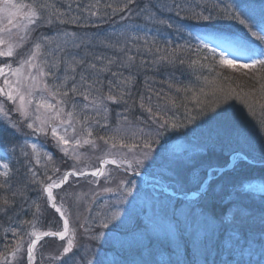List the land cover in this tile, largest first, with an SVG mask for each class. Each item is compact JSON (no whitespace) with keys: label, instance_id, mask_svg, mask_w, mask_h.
<instances>
[{"label":"rangeland","instance_id":"374dc122","mask_svg":"<svg viewBox=\"0 0 264 264\" xmlns=\"http://www.w3.org/2000/svg\"><path fill=\"white\" fill-rule=\"evenodd\" d=\"M0 27L10 28L11 25H8L6 19L0 17ZM126 28H128L127 34H130L133 38L139 37V33L144 30V27L139 24H128L123 27V29ZM50 30L52 29L46 28V30H37L33 33L32 40L30 42H28L24 47L16 50V55L14 57L7 58V61L2 58L1 62L4 64L11 63L13 67H16L19 60L21 58H26V55L30 53L32 43H34L39 36L46 35L45 33L50 32ZM72 32H74L72 35H56L53 39L54 42L60 44H63L65 40H67L69 45L72 43L80 44L79 49L70 48V53L72 55L82 52L89 46L97 45L99 41L104 42V39L99 34L100 32L97 31H93L95 34H90L89 32H92L91 30L85 31L82 28L76 27ZM21 35H23L22 32ZM99 38L102 39L100 40ZM168 53L169 52L167 51L165 54ZM82 56L85 55L81 54V57ZM209 58H211V61H208L207 64L210 65V63L213 62L211 67H197V70L203 74V84H206L205 86L209 88L208 97H204L202 99V103L194 99V97L189 96L191 91L178 92L176 89L172 92H168V90L165 91V95H169L171 93V100L175 101V106L171 103L159 102V99L155 97V101H146L145 99V104L147 106H151L154 112H159V115L156 117L150 116L147 111L145 112L146 115L149 114L147 117H144L143 121L141 120V122L146 126H142L144 133L146 134H144L145 138L148 134H151L153 140L157 139L156 132L159 129V123L161 122L159 116H164L170 121L173 117H175V122L180 124L178 129H159L161 132V135L158 137L159 143L155 144L150 158L145 160L142 165H137L138 169H141L150 163L148 168L149 175L147 177H155L158 178L157 180L162 182L165 181L169 184L176 176L183 186L186 184V187L190 189L196 187L198 185V179H200L199 169L197 170L193 168L191 164L198 162L203 157L202 154L206 149H209L211 153L215 154V150L217 152L219 147L221 148L222 146H225H221L217 143L216 140L218 137L214 127L212 126V120H218L219 122L224 123L225 119L229 116H243L244 114L253 116L259 111H264V69L260 67L244 68L239 65L228 66L220 63V59L218 60L212 57ZM203 68H209L211 70H206L208 75L202 72ZM61 72H64L63 68L61 69ZM9 79L14 78L9 77ZM52 83L53 81L50 80L49 84ZM2 86L3 78L0 77V87ZM195 87L198 88L199 86ZM76 100L82 106L83 100L81 101L79 98ZM0 102H3L4 108L8 112L7 118L0 113V130L3 131V135H0V143L2 144L4 154L7 157L9 156V151H11V153L16 155L20 161L18 162V160H16V162L14 161L15 163H10L9 161L3 162L9 164L8 176L10 177H13V168L16 169V166L21 163L22 159L20 158L24 157V163L27 164L26 167H28V171L31 172L29 175L33 173L30 179L34 177V183L37 184L38 182L41 187L43 186V181L37 177L38 173H35L34 171L38 167L45 170L47 166H53L52 163L55 162L54 158H57V156H51L49 153V150L52 148L50 144L48 147H44L45 144L43 143V140L52 142L54 145L53 148L55 149L58 157L63 155V158H69L68 161L71 163V169L78 171L95 169L99 160L105 158L106 154H109L110 158L113 156L118 158L126 156L128 159H132L133 155H136L139 158V148L135 150V153H130L127 148L120 147L110 150L109 146L105 144L103 140L99 139L101 136H110L112 131L116 129L114 128L116 125L109 123L108 113L107 123L101 122V112L97 116L96 112L92 109L86 110L80 117H78L79 119H82L83 115H88L92 118L89 121V126L92 128V137L90 139L95 140V147H93L92 144L85 145L81 143L80 146H77L72 143L67 146L68 152L65 154L61 151V146L58 141L52 136L50 128H45L42 132H36L33 129L27 128V122L22 121L19 114L12 110L16 107V104L7 101L3 96H0ZM32 107L34 108L35 106L33 105ZM70 107V103L66 105L67 109H70ZM209 107L213 109L217 108L220 112H213L209 109ZM188 115L193 118L195 117L196 119L202 117V122L200 121L196 123L192 121L191 123H188ZM64 119H67V117H64ZM93 121H98V123H94ZM12 122L17 123L19 131L10 127ZM105 124L107 125L106 129L104 127ZM123 124H126V121H124ZM73 125L76 128L75 136H78L81 141H83V139L87 137V132L81 128L80 125L75 124V120L73 121ZM123 129L127 130L129 127H123ZM187 130H190V132H187ZM60 134H65L64 128L60 129ZM189 134L193 137H191V139L188 138V141H184L183 143L176 141L185 140V135L187 136ZM256 134L257 136L254 138H252L251 134L248 138L237 137L235 144L229 147L230 150L228 154L232 152V158L237 160L236 164L241 162L239 161L241 160V157L244 160L249 159L253 162L255 160L252 158H257L260 161L264 159V129L256 132ZM67 136L69 139H73L71 128L68 129ZM13 141L16 142V145L8 146L9 144L7 143ZM124 142L129 145L136 143L142 144L143 139L137 141L130 137H125ZM163 142L165 143L164 145L162 144ZM33 144L37 146L35 152H33L31 147ZM218 145L220 146L218 147ZM13 149L15 150L13 151ZM233 152L236 153L234 154ZM24 153H27V155H24ZM207 158L213 159L211 155L207 156ZM185 163L190 165H186V169L182 170ZM33 168L34 170H32ZM204 168L205 167H201L200 169ZM115 169V167L107 166L104 168V176L95 177L93 179L69 178V181L61 188V191L55 192L57 198L60 196L62 199V205L59 206L66 213L69 219L70 235H74L75 247L71 253L61 256L63 246L67 243L66 239L61 242L53 240V243L50 242L47 244H42L43 242H41L35 249V264H77V261H80L79 264H88L89 260H92V262L96 264H102L107 258L104 256H111L113 259V256H116L127 246L128 240H132L137 236V234H134V231L131 232L132 230L128 227H121V229L117 231V229L113 226L118 224L119 221H112L109 223V227L107 229L100 227L101 223L107 220L112 206L118 205L121 209V219H123V209L130 207V202L135 205L137 209H142L147 213L146 215L142 213L139 218H143L145 221H148L151 218L150 205L157 204L158 201L160 204L164 205L178 204L176 201L168 202V199H165V197L157 198L158 195L155 190L145 191L144 189H141L139 180H136L134 177L126 174L124 175ZM4 171L5 169L0 167V177L3 176L2 173ZM187 177H189L188 182L183 181L187 180ZM121 180L135 182V186L132 187V191L130 193H125L117 187ZM176 185L177 183L174 181L172 183V187L176 189ZM66 188L70 189L66 190ZM104 188H111L112 191L105 192L103 191ZM10 190L11 188L9 187L0 188L1 202L4 195L8 194ZM12 191L15 190L13 189ZM17 191L19 194L24 196V194L19 190ZM14 198L15 195L11 197L12 200ZM120 201H123V203H119ZM46 204V201H41L36 209L35 216L42 214L44 209L46 211V215L48 216L49 213ZM223 206L225 207V212L229 213L232 217L237 212L238 208L242 210L243 215L250 214L245 202L234 196L225 200ZM153 209L159 213L155 217L156 222H160L162 217H164L169 223L172 222V219L176 220L169 232L170 238L173 240L179 236V234H177L178 231H176L177 229H179V231L183 230L185 235L188 236L190 235L188 233L193 230V228L190 230L189 228L196 224L192 222L198 219L202 220V216L189 215L188 212L182 209H176L174 211L171 207L164 206H155ZM19 215L21 216L20 213L8 216L6 212H3V217H11L7 221L16 219V227L12 229L8 226V224H6V226L5 224L0 225V253L6 254L7 252H11L17 242L21 241V237H23L21 252L18 254L17 261L13 262V264H19L21 255L24 259L27 244L26 242L29 240L27 234L33 230V224L22 223L28 221H26L24 217L21 218ZM222 221L223 220H221L220 223ZM30 222H34V228L36 231L40 230L37 229L39 227L37 224V218L32 219ZM216 223L218 222L215 221V224ZM245 225V227L254 228V225ZM217 226L218 225H213V223L209 222L208 225L202 229V225L196 224L194 234L188 237L192 238L194 236L195 238L192 239L195 242L200 243V240L205 235V232L208 231L206 234H209L210 231ZM45 227L50 230L60 229V225L57 221H48L46 222ZM13 230H15L18 234L13 235ZM1 233H3V235H1ZM154 234L165 236L164 234L157 232L156 229H154ZM117 236H119V242L115 239ZM139 236H141V233L138 237ZM93 237H95V239H93ZM170 238L169 240H172ZM177 239L175 241L179 243L180 240ZM177 243L175 246L178 245ZM258 244V249L260 250L264 245V239ZM112 248L116 250L112 252ZM256 255L257 252L255 256ZM56 257H59V259H56ZM9 259L11 260V258ZM0 264H3L2 260H0Z\"/></svg>","mask_w":264,"mask_h":264},{"label":"snow or ice","instance_id":"6c2138e0","mask_svg":"<svg viewBox=\"0 0 264 264\" xmlns=\"http://www.w3.org/2000/svg\"><path fill=\"white\" fill-rule=\"evenodd\" d=\"M128 3H132V0H128ZM127 6L128 5L125 4L124 8H127ZM240 8L241 10L236 15H230L228 18L237 20L239 24L248 29L252 36L264 42V22L260 24H256L255 22L249 23L253 18L248 16L246 8L243 5H241ZM228 10L229 12L231 11V6H228ZM92 15H95V13H92ZM62 16L63 13L55 10V5L41 2V0H32L31 3H16L14 0H0V17L6 19L8 25H11L10 28L0 27V58L14 57L16 55V50L24 47L30 42L33 33L40 28H52L55 24L76 23L75 20L62 19ZM197 18L203 20L212 19L211 16L203 15ZM161 23L166 22L162 21ZM168 27H172V25L168 24ZM255 27H259L260 33L253 30ZM21 32L23 35H21ZM63 35L67 36L69 34L63 33ZM138 39L140 38L134 37L127 40L125 44L119 45L117 50L123 53V56L120 59L116 57L107 59L104 66L98 69L95 62L89 63L85 57L77 58L76 55L70 53V48L79 49L80 44L72 43L69 45L67 40H65L63 44H60L54 42L49 36H39L36 41L32 43L30 53L26 55V58H21L16 67H13L11 63L4 64L0 62V77L3 78V86L0 87V96L16 104V107L12 110L19 114L22 121L27 122V128L33 129L36 132H42L45 128H50L52 136L58 141L61 146V151L65 154L68 152L67 146L72 143L77 146H80L81 143L85 145L92 144V146L95 147V140L90 139L92 137V128L89 126V121L92 118L88 115H83L82 119L78 117L88 109L94 110L97 116L101 111L107 114L108 108L106 107V102L111 101L113 103H120L125 94H131L130 92L125 93L124 91H121L119 96L113 94L114 90L120 86L127 88L132 83L133 78L130 75L121 79V72L111 71L110 66H115L118 69L123 68L131 70V68L135 66V56L128 54L130 52L128 44ZM246 39L245 37V40ZM248 43L251 44V42ZM106 46L112 47L113 45ZM200 48L210 52L213 56L219 55L220 63L222 64L237 66L236 61L229 59L224 51L218 52L217 47L210 48L207 43L201 41ZM198 50L199 49H197V51ZM246 50L249 53V61L239 64V66L244 68H255L259 66L264 69V52L257 51V48L252 47H247ZM159 51L160 50L157 49V52ZM205 59H207V57H205ZM95 60L103 62L104 58L95 57ZM161 61L175 62V60H169L167 56H160L155 62L159 63ZM184 63V60H179V64L183 65ZM191 63L195 65L197 61H192ZM61 68H63L64 71L63 78L57 74ZM101 72H110L113 78L108 81L107 93L104 92V83L99 78V73ZM77 74H79L78 81L76 79ZM9 77L14 79H9ZM49 78L54 81L52 84L48 83ZM69 83H71V87H68ZM177 91L179 92L180 89H177ZM184 91H191V89H185ZM157 96L159 97V93H157ZM77 97L83 98L82 106L77 102ZM168 102L175 106L174 100H169ZM69 103L71 107L67 109L66 105ZM33 105L35 106L34 108L32 107ZM139 105L140 108L145 109L150 116L156 117L159 115V112H154L151 106H146L142 96ZM0 113L6 118L8 117V112L5 110L3 102H0ZM64 117H67V119H64ZM159 119L161 121L159 123V129H178L180 127V124L175 122V117H173L171 121L164 116H159ZM74 120L75 124L80 125L81 128L87 132V137L84 138L83 141H81L78 136H75L76 128L73 125ZM125 120H127L126 117ZM191 120L192 117L189 116L188 122L191 123ZM93 122L98 123V121ZM10 127L19 131V127L15 122H12ZM61 128H64V135L60 134ZM69 128H71L73 133V139H69L67 136ZM159 129L156 132V140L152 139L151 134H148L145 138L142 130L139 136L131 129L125 130L118 128L113 130L110 136H101L99 139L103 140L104 143L109 146L110 150L120 147L127 148L130 153H135V150L139 148V158L136 155H133L132 159H128L126 156L120 157L119 159L114 156L109 158V154H106L105 158L101 160V166L92 170L90 173L73 169L66 173L59 182L52 181L43 187V192L47 194L48 204L60 214L63 220V230L59 232H38L34 228V222H22L24 224H33V230L27 234L30 243H28L26 250V264H35V249L42 237H58L61 241L66 239L67 243L63 246L61 256L71 253L75 247L74 235H70L69 220L64 216L62 209L57 206L56 197L53 195V189L60 188L62 185L66 184L69 176H86L89 174L93 177L104 176L105 172L103 166L107 164H114L117 165V167L126 164L127 167L125 168V172L135 171L136 175H140V173L134 169L133 162L135 165H142L145 160L150 158L155 144L159 143L158 137L161 135ZM125 137H130L137 141L143 139V143L129 145L124 142ZM31 147L33 152H35L37 146L33 144ZM14 150L15 149H13V151ZM24 155H27V153H24ZM0 167L5 169L2 175L8 177L9 164L3 163L0 164ZM48 179L51 180V177ZM134 186V181L121 180L117 187L125 193H130ZM4 187L5 184H0V188ZM103 191L109 192L112 191V189L104 188ZM206 194L210 199L212 198L213 194L211 192H207ZM13 195H15V193H13ZM2 203L5 208L10 206L7 198H3ZM119 203H123V201ZM129 204L130 207L123 209V219H121V209L118 205L112 206L107 220L102 222L100 227L107 229L109 223L112 221H119L118 224L113 226L117 231H119L121 227H128L130 230L139 232L141 235L147 237L148 227L139 219L142 213L144 215L147 213L142 209H137L132 203L129 202ZM188 214L192 216H202L205 218L206 222H211L215 225L216 214L209 206H205L199 211H190ZM261 216L264 217V209H262ZM247 219L248 217L243 215L240 208H238L237 212L233 215V224L229 226H235L234 230L238 234V238L233 240V247H240V240L246 239L243 229L246 226L245 221ZM237 221H239L238 225L236 224ZM215 231L216 229L214 227L210 234L206 236L205 242H203L202 246L206 251L209 250ZM17 234L18 233L13 230V235ZM261 234L264 235V232H261ZM32 237H34V239ZM93 239H95V237H93ZM115 239L119 242V236ZM22 240L23 237H21V241L17 242L11 252H7L6 254L0 253V260L3 261V264H13V262L17 261L18 254L21 252ZM9 258H11V260ZM56 259H59V257H56ZM19 264H24L22 255ZM88 264H93L92 260H89ZM110 264H126V261L113 260ZM169 264H173V262L169 261ZM205 264H209L207 259L205 260ZM211 264H215V262L212 261Z\"/></svg>","mask_w":264,"mask_h":264},{"label":"trees","instance_id":"16d2710c","mask_svg":"<svg viewBox=\"0 0 264 264\" xmlns=\"http://www.w3.org/2000/svg\"><path fill=\"white\" fill-rule=\"evenodd\" d=\"M144 1L145 0H132V3L129 4L128 0H94L93 2L95 8L98 10L96 12L98 15L88 17L86 18V20L88 22L98 21V25L103 29L116 28L118 26V28H120V25L124 24V22L126 23L129 21H136L138 19L136 16L133 17V15L139 13ZM85 2L88 5L89 11H91L94 6H90L91 3H89L88 0H85ZM125 4L128 5L127 8H124ZM176 7L177 12L186 17H192L193 15L197 17V15H203L211 16L212 20H214V18L216 17L222 19L226 17L228 18L230 15H233L231 14L232 12H229L227 8L223 9L219 7V4L216 3L215 0H177ZM128 11H130L131 17H125ZM230 20H233V22L237 21L235 19ZM157 36L163 35L158 34ZM121 38H123V36ZM121 38L120 40H122ZM178 42L179 43H175V41H168L167 38L165 40L164 38L157 37H154V39L151 40L150 38H144V35H142V37L138 39V42L129 44L128 48L130 49V52L128 54L134 55L136 59L135 66L132 67L131 70L127 69V72L136 78V80L138 81V88L141 83L145 85L144 82L146 81V88L148 90V93H150V89L152 88L151 84L154 85L156 83H160V85H164L165 89L161 90L162 94H160L155 89L152 94V96H156L157 93H159V97L162 99L163 103H169L168 101L171 100V93L169 95H165V91L168 90V92H172L174 89H180L179 92H182L185 89H191V93L189 94V96L194 97V99L202 103V99L204 97H208L209 93V88L205 86L206 84L204 85L203 82L200 81L202 79L200 77H202L203 74L199 71L196 72L191 68H187L184 65L179 64V60H184L185 63H188V66L192 64V61H197L196 66H198V68L204 67V62L202 60L196 59V57L193 56L192 53L188 54L187 56L180 55L176 58L172 57L176 50L180 51V48L183 50L179 38ZM113 45H118V42L116 44L114 43ZM157 49H159L160 51L157 52ZM167 51L169 53L165 54ZM122 56L123 53L118 55L117 59H120ZM160 56H167L169 60H175V62H155ZM202 72L208 75V73H206L207 71H205V68L202 69ZM195 86L199 87L196 88ZM140 91H145L143 86L141 87ZM140 96H144L147 99V97H150L151 94H141ZM140 96L138 99L141 98ZM109 107L112 113L113 120L116 117L120 116V111H123V103H112L109 105ZM209 109L218 113L220 112L217 108L213 109L209 107ZM131 112L133 113L132 117L134 118L140 119L139 117H143V115L139 114L135 108H133ZM247 120L249 122H256L254 117H248ZM238 123L244 124V121H240ZM262 171V174H264V168L262 169ZM16 187L18 188L19 185H17ZM11 197L12 194L9 193L5 194L3 197L7 198L10 201V206L8 208H5L3 203L0 201V209H3L0 210V225L8 224L10 228L14 229L16 227L15 220L7 221L11 217L6 218L7 216H2L3 212H6L8 216L18 213V210H15V206H11L14 204L12 203ZM22 205L24 206L23 203ZM27 205H29V203ZM27 205L25 204V207ZM30 213H33V208H29L28 211H25V215H27L28 218ZM30 216L31 220L34 219V216ZM48 216L51 215L48 214ZM51 220H54L52 216ZM38 226L40 227V223L38 224ZM41 226L42 230L46 228L45 224ZM1 235H3V233H1ZM49 242L53 243L54 241L49 240Z\"/></svg>","mask_w":264,"mask_h":264},{"label":"water","instance_id":"95a60500","mask_svg":"<svg viewBox=\"0 0 264 264\" xmlns=\"http://www.w3.org/2000/svg\"><path fill=\"white\" fill-rule=\"evenodd\" d=\"M248 187V186H247ZM52 208V207H51ZM53 209V208H52ZM53 211L57 214V216L60 218V220H61V223H62V230H63V220L61 219V217H60V214L59 213H57L56 211H55V209H53ZM43 238H47V237H42V239ZM55 238H57V239H59L58 237H55ZM33 239H34V237H33ZM41 239V240H42ZM30 243V242H29Z\"/></svg>","mask_w":264,"mask_h":264},{"label":"bare ground","instance_id":"6f19581e","mask_svg":"<svg viewBox=\"0 0 264 264\" xmlns=\"http://www.w3.org/2000/svg\"><path fill=\"white\" fill-rule=\"evenodd\" d=\"M110 258H111V256H110ZM113 259L114 260H126L127 259V257L126 256H119L118 258L117 257H113Z\"/></svg>","mask_w":264,"mask_h":264}]
</instances>
